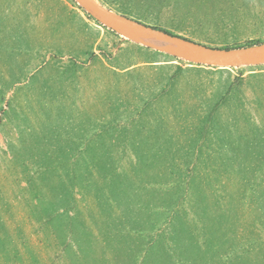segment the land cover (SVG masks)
Wrapping results in <instances>:
<instances>
[{
  "label": "rangeland",
  "instance_id": "rangeland-1",
  "mask_svg": "<svg viewBox=\"0 0 264 264\" xmlns=\"http://www.w3.org/2000/svg\"><path fill=\"white\" fill-rule=\"evenodd\" d=\"M98 1L264 42V0ZM0 264H264V64L153 50L73 0H0Z\"/></svg>",
  "mask_w": 264,
  "mask_h": 264
},
{
  "label": "water",
  "instance_id": "water-1",
  "mask_svg": "<svg viewBox=\"0 0 264 264\" xmlns=\"http://www.w3.org/2000/svg\"><path fill=\"white\" fill-rule=\"evenodd\" d=\"M73 1L91 18L120 36L177 58L220 67L264 64V42L227 48L209 46L144 24L106 7L98 0Z\"/></svg>",
  "mask_w": 264,
  "mask_h": 264
}]
</instances>
